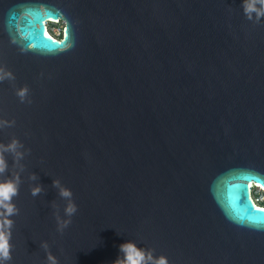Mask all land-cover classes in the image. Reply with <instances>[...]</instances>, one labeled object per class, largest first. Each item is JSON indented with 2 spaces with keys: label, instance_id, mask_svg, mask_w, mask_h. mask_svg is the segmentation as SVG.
<instances>
[{
  "label": "water",
  "instance_id": "95a60500",
  "mask_svg": "<svg viewBox=\"0 0 264 264\" xmlns=\"http://www.w3.org/2000/svg\"><path fill=\"white\" fill-rule=\"evenodd\" d=\"M0 77V143L22 145L0 176H20L5 264H112L129 240L169 264H264V16L242 0H0ZM54 180L78 205L63 233Z\"/></svg>",
  "mask_w": 264,
  "mask_h": 264
},
{
  "label": "clouds",
  "instance_id": "9594fccd",
  "mask_svg": "<svg viewBox=\"0 0 264 264\" xmlns=\"http://www.w3.org/2000/svg\"><path fill=\"white\" fill-rule=\"evenodd\" d=\"M260 5V9H257L256 4ZM242 7L244 13L248 15L251 19V13L255 12L257 18L264 16V0H242ZM27 15V14H25ZM49 21L60 23L59 20H54L52 17H49ZM49 21H45L48 23ZM45 36L51 39L47 28H45ZM68 29L64 27V38L67 39ZM59 43L63 44V41ZM29 47H34V45H29ZM8 76H11V73H7ZM3 79V77H0ZM16 95L20 98V101L23 103L25 99L28 98L29 89L25 86L20 88ZM28 103H31L30 99H27ZM3 123L8 124V121ZM14 123V121L12 122ZM20 142L16 139H13L8 144L0 143V176H3L8 171V161L5 158V153L11 152L16 156H21L22 153L16 151ZM22 146V145H20ZM15 162V161H13ZM35 179V173L32 176ZM53 186L59 188V195L67 203L64 206V217H61L59 214L55 215L57 222V231L63 233V231L72 223V217L78 211V205L73 199V192L67 186H61L59 180L53 181ZM253 187L252 183H249V188ZM256 187L264 189V185L257 184ZM20 188V176L19 174L12 176L7 175L5 178L0 179V264H5V262L12 259V248L11 243L12 239V229L14 225L13 216L19 214V209L16 204L13 202V197H16L19 194ZM43 191L42 185H35L31 189V194L33 197L38 196ZM258 211L264 212V207H258ZM66 217V218H65ZM41 246L45 249L48 248L46 241L42 242ZM120 255L112 262V264H169V260L164 255L154 256L153 251L150 249H145L138 247L136 242L129 240L119 245ZM47 260L49 264H59L58 258L52 254L51 251L47 252Z\"/></svg>",
  "mask_w": 264,
  "mask_h": 264
},
{
  "label": "built area",
  "instance_id": "2783aa9c",
  "mask_svg": "<svg viewBox=\"0 0 264 264\" xmlns=\"http://www.w3.org/2000/svg\"><path fill=\"white\" fill-rule=\"evenodd\" d=\"M57 19H54V20H57ZM58 20L60 21V23H55L49 20H48L49 22L46 23L48 32L54 38H59L63 34L64 21L61 19H58ZM250 183H252L253 185L251 189L249 188L250 196L253 202L258 206L264 207V189L256 187V185L258 184L256 182H250Z\"/></svg>",
  "mask_w": 264,
  "mask_h": 264
},
{
  "label": "snow or ice",
  "instance_id": "6c2138e0",
  "mask_svg": "<svg viewBox=\"0 0 264 264\" xmlns=\"http://www.w3.org/2000/svg\"><path fill=\"white\" fill-rule=\"evenodd\" d=\"M29 23H31V22H29ZM33 43H39L41 45H44V42L43 41H40V40H33ZM44 46L45 47H49V48L55 47L54 45H51V44H47V45H44ZM245 178H248V177H245ZM252 178L259 180L261 183H264V178H261V177H252ZM239 187H240V189L241 188H244L245 189L244 196H245L246 202H247V189H246V187L245 186H242V185L239 186ZM261 213H264V212H261ZM249 218H251V219H259L260 217H259L258 214H252Z\"/></svg>",
  "mask_w": 264,
  "mask_h": 264
},
{
  "label": "bare ground",
  "instance_id": "6f19581e",
  "mask_svg": "<svg viewBox=\"0 0 264 264\" xmlns=\"http://www.w3.org/2000/svg\"><path fill=\"white\" fill-rule=\"evenodd\" d=\"M54 20V19H53Z\"/></svg>",
  "mask_w": 264,
  "mask_h": 264
},
{
  "label": "rangeland",
  "instance_id": "374dc122",
  "mask_svg": "<svg viewBox=\"0 0 264 264\" xmlns=\"http://www.w3.org/2000/svg\"><path fill=\"white\" fill-rule=\"evenodd\" d=\"M48 31V30H47Z\"/></svg>",
  "mask_w": 264,
  "mask_h": 264
}]
</instances>
